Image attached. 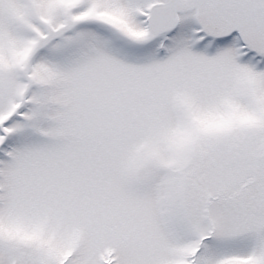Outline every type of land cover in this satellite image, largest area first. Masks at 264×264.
Wrapping results in <instances>:
<instances>
[{
    "label": "snow or ice",
    "instance_id": "6c2138e0",
    "mask_svg": "<svg viewBox=\"0 0 264 264\" xmlns=\"http://www.w3.org/2000/svg\"><path fill=\"white\" fill-rule=\"evenodd\" d=\"M0 264H264V0H0Z\"/></svg>",
    "mask_w": 264,
    "mask_h": 264
}]
</instances>
